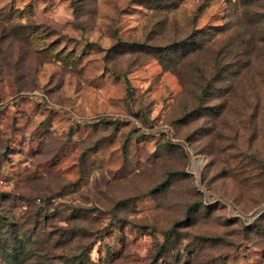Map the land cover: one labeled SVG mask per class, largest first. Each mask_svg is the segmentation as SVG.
I'll use <instances>...</instances> for the list:
<instances>
[{
    "label": "rangeland",
    "instance_id": "374dc122",
    "mask_svg": "<svg viewBox=\"0 0 264 264\" xmlns=\"http://www.w3.org/2000/svg\"><path fill=\"white\" fill-rule=\"evenodd\" d=\"M0 264H264V0H0Z\"/></svg>",
    "mask_w": 264,
    "mask_h": 264
}]
</instances>
